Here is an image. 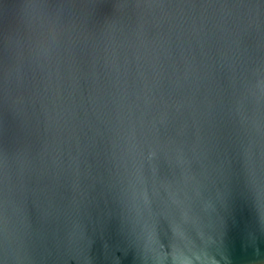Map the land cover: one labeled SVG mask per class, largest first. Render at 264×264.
<instances>
[{
	"label": "water",
	"instance_id": "obj_1",
	"mask_svg": "<svg viewBox=\"0 0 264 264\" xmlns=\"http://www.w3.org/2000/svg\"><path fill=\"white\" fill-rule=\"evenodd\" d=\"M0 264H264V0H0Z\"/></svg>",
	"mask_w": 264,
	"mask_h": 264
}]
</instances>
